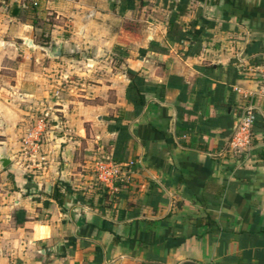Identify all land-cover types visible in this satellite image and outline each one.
I'll use <instances>...</instances> for the list:
<instances>
[{"label":"crops","instance_id":"obj_1","mask_svg":"<svg viewBox=\"0 0 264 264\" xmlns=\"http://www.w3.org/2000/svg\"><path fill=\"white\" fill-rule=\"evenodd\" d=\"M263 58L264 0H0V264H264Z\"/></svg>","mask_w":264,"mask_h":264},{"label":"built area","instance_id":"obj_2","mask_svg":"<svg viewBox=\"0 0 264 264\" xmlns=\"http://www.w3.org/2000/svg\"><path fill=\"white\" fill-rule=\"evenodd\" d=\"M255 73L259 78V86L254 91H243L242 88L236 87L235 90L241 93L244 102L240 108L237 122L227 141V149L233 151H243L250 148L253 139V128L257 119V103L261 100L264 103V58L256 67ZM49 113L43 111L36 117V123L32 128L31 141L35 145L41 135L48 130ZM96 178L99 183H115L122 176V168L111 157L101 156L95 159Z\"/></svg>","mask_w":264,"mask_h":264},{"label":"water","instance_id":"obj_3","mask_svg":"<svg viewBox=\"0 0 264 264\" xmlns=\"http://www.w3.org/2000/svg\"><path fill=\"white\" fill-rule=\"evenodd\" d=\"M55 55H59V52L55 53ZM0 161L2 166H6L10 162V159L7 156H2Z\"/></svg>","mask_w":264,"mask_h":264},{"label":"trees","instance_id":"obj_4","mask_svg":"<svg viewBox=\"0 0 264 264\" xmlns=\"http://www.w3.org/2000/svg\"><path fill=\"white\" fill-rule=\"evenodd\" d=\"M129 74H132L131 71H129ZM142 98L139 97L138 95L136 96V104H142ZM60 204H62V201H59Z\"/></svg>","mask_w":264,"mask_h":264},{"label":"rangeland","instance_id":"obj_5","mask_svg":"<svg viewBox=\"0 0 264 264\" xmlns=\"http://www.w3.org/2000/svg\"><path fill=\"white\" fill-rule=\"evenodd\" d=\"M46 111V110H45ZM39 114H42V112H40V110H39V113L37 114V116L39 115ZM46 132V131H45ZM98 157V156H97ZM95 160V159H94ZM92 161H93V159H92ZM92 170L94 169L93 167L91 168ZM91 170V171H92Z\"/></svg>","mask_w":264,"mask_h":264}]
</instances>
